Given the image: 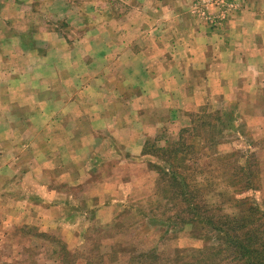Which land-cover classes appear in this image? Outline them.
Returning <instances> with one entry per match:
<instances>
[{"label":"rangeland","instance_id":"obj_1","mask_svg":"<svg viewBox=\"0 0 264 264\" xmlns=\"http://www.w3.org/2000/svg\"><path fill=\"white\" fill-rule=\"evenodd\" d=\"M253 12L264 20V0H34L26 17L0 13V264H238L197 252L215 238L180 228L163 163L143 148L177 141L194 114L217 119L189 179L207 191L212 175H255L242 196L264 208V66L233 91L203 86L230 17ZM18 72L26 93L13 92Z\"/></svg>","mask_w":264,"mask_h":264},{"label":"trees","instance_id":"obj_2","mask_svg":"<svg viewBox=\"0 0 264 264\" xmlns=\"http://www.w3.org/2000/svg\"><path fill=\"white\" fill-rule=\"evenodd\" d=\"M196 115L191 122L193 129H182L177 141L164 147H155L147 142L143 154L152 151L163 163L156 164L157 167L154 165V168L159 174L158 182L170 188L175 205L183 212L180 228L190 224L201 229L205 225L204 237L210 236L209 240L215 238L214 244L208 243L197 252L206 250L218 254L226 250L234 255L238 264H264V208L252 198L242 196L248 190L257 189L256 176L242 179L241 175L230 174L224 183L210 173V177L206 176L210 184L207 191L199 189L206 182L204 178L197 179L192 175L189 179V160L205 147L206 129H216L218 123L215 119L213 124L208 125L205 116L197 119ZM202 173L203 170L197 172ZM188 213L192 215L189 219L185 216Z\"/></svg>","mask_w":264,"mask_h":264},{"label":"crops","instance_id":"obj_3","mask_svg":"<svg viewBox=\"0 0 264 264\" xmlns=\"http://www.w3.org/2000/svg\"><path fill=\"white\" fill-rule=\"evenodd\" d=\"M5 4V8L1 10L0 13H5L7 18L17 19V17H26L28 14L30 15L31 12H33V1L34 0H2ZM237 13V12H236ZM233 14L230 19L229 23L225 26V33H222L220 41L221 46L217 47L218 51V57L217 59H204V64L209 65V72L206 73L209 75V77H206L204 80V88L206 92L208 91L210 93H224V90H228L229 88L233 91L234 87H230V83L243 81L245 77L243 76V72L245 76H247V80L244 82H251L255 80V77H253L252 69L253 66L262 65L264 66V59L260 60V62H255V55L256 53H259L260 55H264V27L261 26L260 18H256V14L248 13L244 14L243 16H238V14ZM234 20V21H232ZM235 20H237L235 22ZM21 21V20H20ZM232 21L231 25L230 22ZM241 21V23H240ZM234 23V24H233ZM20 33H16V35H19ZM239 35L243 37L242 43L239 41L232 40L231 38L235 35ZM230 35L232 37H230ZM258 38V39H257ZM252 43H248V42ZM260 41V43H259ZM248 43V44H247ZM256 45V46H255ZM12 46H14L12 44ZM19 50H24V46H20L18 44ZM175 47V46H174ZM189 48L186 46V49ZM16 50V49H15ZM14 50V51H15ZM257 50V51H256ZM192 54V53H189ZM192 57V56H191ZM190 57V58H191ZM260 63V64H259ZM178 64L182 65L185 64V61H178ZM246 68H249V70H244ZM251 69V71H250ZM236 70V71H235ZM145 76V79L147 81H157L159 79L157 73L155 71H152L151 69H147V71L143 70L142 73ZM162 73H160L161 75ZM169 75V73H164ZM213 74L214 77L211 75ZM230 75H233L230 77ZM176 79L175 74H171L169 79L172 80V78ZM170 80V81H171ZM203 80V79H202ZM12 84L14 85V93H16L17 90L21 91L20 93H26L27 88L29 86L27 85L28 82H30L29 75H23L18 72V74L15 76V78L11 79ZM243 83V82H241ZM22 84V85H21ZM21 85V86H20ZM210 85V88H209ZM202 89L203 87L200 86ZM195 87L193 86L192 89H190V93H193V90ZM200 89V90H201ZM213 91H211V90ZM239 88L235 89V92ZM201 92V91H200ZM197 93V91L195 92ZM64 104L60 103L58 104V108L61 110L63 108ZM18 157H10L8 160L5 161L4 168L5 169H15L16 160Z\"/></svg>","mask_w":264,"mask_h":264}]
</instances>
